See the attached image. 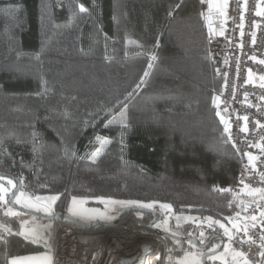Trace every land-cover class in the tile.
<instances>
[{"label":"trees","instance_id":"16d2710c","mask_svg":"<svg viewBox=\"0 0 264 264\" xmlns=\"http://www.w3.org/2000/svg\"><path fill=\"white\" fill-rule=\"evenodd\" d=\"M201 3L0 0V173L24 175L33 196L58 195L55 212L74 197L163 203L220 222L243 212L212 187L234 182L240 160L217 114L222 79ZM120 109L126 126L114 118ZM99 136L110 143L93 160ZM7 206L0 202V219L15 232L0 241V264L46 248L17 233L22 223ZM152 219L130 211L120 223L160 236L164 258L192 248L155 232ZM176 229L196 234L189 224ZM101 253L91 247L84 264Z\"/></svg>","mask_w":264,"mask_h":264},{"label":"built area","instance_id":"2783aa9c","mask_svg":"<svg viewBox=\"0 0 264 264\" xmlns=\"http://www.w3.org/2000/svg\"><path fill=\"white\" fill-rule=\"evenodd\" d=\"M208 12L209 3L203 0L201 13L206 25L209 53L216 75L222 79L221 93L216 101L217 113L222 120L224 130L228 128L225 132L240 160L238 175L234 182L216 183L212 187L227 192L234 198L247 199L242 209L245 218L249 219L240 222V227L243 229L244 223H248V236L255 243L240 244L238 241L247 240L248 236H245L243 231L235 233V229L233 232L236 238L230 243L223 229L216 224L210 228L207 219H197L193 227L199 239L201 232H204L203 238L206 240L221 236L223 247L230 243V246L236 250L244 251L252 264H264V260L259 256L262 250L259 247L262 243L260 237L264 234V224L261 223L260 216V212L264 211V200H249L252 196L243 191L244 185L264 188V181L261 180V174H264V151L255 147L257 144L264 145V127H260L264 125V87L261 86L264 84V80H261L264 76V63H260L264 61V0H227L222 12H213V15L219 13L221 22L211 23V30L206 19ZM245 116L247 121L243 119ZM245 126L247 132L242 131ZM249 153L257 157L252 163H249ZM18 179L22 181L24 188L31 187V183L24 175H19ZM225 189L230 190L224 191ZM245 205H247L246 209ZM252 215L257 217L255 222L250 221ZM221 223L232 228L228 222ZM253 223L255 227H252ZM4 226L10 231H5ZM14 232L10 225L0 219L1 242L6 243L9 235ZM80 237L85 238V241H81ZM90 238L99 240L94 245L90 243ZM119 244L128 246L130 251L159 245L162 249V260L164 258L163 239L155 234L142 233L134 222H119L115 227L93 230L79 229L62 221L57 230L56 240L48 245L54 251L53 264H84L93 246L102 250L98 262L101 264L111 252L118 250L119 253ZM125 251L122 249L120 253L125 254ZM94 257L95 255L91 258V263ZM122 259L121 264L128 263L127 259Z\"/></svg>","mask_w":264,"mask_h":264},{"label":"snow or ice","instance_id":"6c2138e0","mask_svg":"<svg viewBox=\"0 0 264 264\" xmlns=\"http://www.w3.org/2000/svg\"><path fill=\"white\" fill-rule=\"evenodd\" d=\"M203 2V0H202ZM209 3V15L206 17V19L209 21V26H210V30H211V13L213 11V9L220 11L221 10V5L217 4L214 2V0H208ZM80 11H86V9L83 7V5H80ZM176 7H179V5H176ZM223 7H226V4L223 5ZM171 14V13H170ZM203 15V13H201ZM223 14V13H221ZM260 13H258L259 15ZM223 34V33H221ZM253 59H255V57H253ZM260 63H264V61H260ZM151 66V65H149ZM145 75H147V72L145 73ZM250 79H251V74H250ZM261 80H264V76L261 77ZM262 87H264V84L261 85ZM137 87H139V85H137ZM219 115V113H217ZM243 119L245 121H247V117H243ZM113 123V121H109V124ZM118 123H120L122 126H126L124 119H122L121 121H118ZM259 124V122H257ZM108 125H106L107 127ZM260 127H264V125H260ZM225 131H228V128H225ZM242 131L247 132L248 129L245 126ZM97 140L100 141L101 143V148L97 149L96 153H93L92 155V159L95 160V158L100 154V152L102 151L103 147L105 145H107L108 143H110V141L102 139L100 137H97ZM255 147L261 148V151H264V145H255ZM73 155H75V153H73ZM248 159H249V163H252L253 161H255L257 159L256 156L251 155L250 153L248 154ZM255 167V165L253 164V168ZM7 179V183L8 185L11 186L12 189L17 188V184L13 182L12 179L6 178L3 175H0V181ZM261 180L264 181V174H261ZM243 182V181H241ZM22 184V181H21ZM10 188H6L3 184H0V202H3L5 204H7L9 201L8 199H6V194L10 191ZM230 189H225L224 191H229ZM243 191L249 195V196H256L259 195L261 200H264V188H251L249 185H244V189ZM57 199V197L55 196H51V197H46V198H42V197H31L28 196L26 193L20 191L18 195L14 194V202L17 204H22L24 207H28V208H34L37 211H45V212H49L51 211V207L49 204L47 203H41V201H55ZM102 203L104 204H121V205H125V204H139L140 207L142 208H151L153 206V204H140V202L138 201H105V200H101ZM85 203V201L83 200H77L75 197L72 200V207L69 208V211L72 212L73 214H82V215H87V214H95V215H99L103 218L104 214L103 213H99L97 210H89V209H84L82 207V205ZM243 203V202H242ZM77 205H80L81 207H76ZM161 208L167 209L169 211H171V205L168 204H161L160 205ZM247 208V205H245V209ZM8 215H12V216H16L18 215L17 212H15L13 209L9 208L7 211ZM239 213L236 214V217H228L226 218L229 223L232 224V228L230 229L229 227H227L224 223H221L219 220H212L211 217L206 218L208 220V225L211 228L213 224L219 225V227L221 229H223L224 235L228 237L229 242L231 243L236 237H235V233H239L240 231L244 232L245 236H248V223H244L243 229H241L240 227V222L237 220V217H239ZM260 216L262 218L261 223L264 224V211L260 212ZM177 221L180 220V217L176 218ZM186 219H193L192 217H188ZM249 218H245V220H248ZM257 220V217L255 215H252L250 217V221L255 222ZM26 223V222H25ZM167 225V220L164 221V226L166 228ZM158 227L160 225H157ZM179 226V225H178ZM252 227H255V224H252ZM233 229H235V233L233 232ZM4 230L5 231H10V229H8L6 226H4ZM167 230V228H166ZM24 234V233H22ZM26 238L27 235H31L35 240H39L41 239L40 237L36 236L35 233V229L30 230L28 233L25 234ZM173 235H175V233H173ZM204 232L200 233V236L202 237V239L200 240L201 244H204L205 241L203 239L204 237ZM262 243L259 245L260 249H262L259 252V256L261 257L262 260H264V234L261 235L260 237ZM240 244H244V243H255L254 240H252V238L250 236H248L247 240L244 239H240L238 241ZM177 243H179V241H177ZM189 243L191 244V246L193 248L196 247L195 244H192L191 241H189ZM230 243L224 246V251L221 253L217 254V248L220 247V245H212L211 247L208 248V252L212 253L211 255L207 256L208 260L211 261H217L219 260L221 262V264H252V261H250L246 255V253L244 251H238L235 248L230 246ZM205 253L203 251H200L199 253L197 252H185L184 256L177 258V260L175 261V264H203V259H204ZM230 257V259H229ZM10 264H51V258L48 256H35V257H24V258H13L10 261Z\"/></svg>","mask_w":264,"mask_h":264},{"label":"rangeland","instance_id":"374dc122","mask_svg":"<svg viewBox=\"0 0 264 264\" xmlns=\"http://www.w3.org/2000/svg\"><path fill=\"white\" fill-rule=\"evenodd\" d=\"M55 1H56V3H57L58 5H61V0H55ZM204 1L208 2V0H204ZM214 10H215V9H213V11H212V13H211V14H212V16H211V23L219 24V23L221 22V16H219V13L222 12L223 9H221L220 11H217V10H216V12H219V13H218V14H217V13H214V15H213V12H215ZM208 15H209V12H208ZM124 116H125V113L123 112V109H120L117 113H115L114 118H115L116 122H118V121H121L122 119H124ZM221 121H222V120H221ZM222 124H223V123H222ZM223 128H224V125H223ZM99 137H100V136H99ZM100 138L105 139V138H103V137H100ZM105 140H107V139H105ZM97 141H98V140H97ZM98 143H99V145H100L98 149H100V148H101V143H100V141H98ZM102 150H103V149H102ZM96 152H97V149H96L95 151L91 152V153H90V157L92 158L93 153H96ZM6 178H9V177H6ZM9 179H12L13 182L17 184V182H16L13 178H9ZM0 184H3L6 188H10V189H11V190L6 194V199H8V201H9L11 194L14 192V190H15L16 188H15V189H12L11 186L8 185V183H7V179L0 181ZM20 191L26 193L28 196H31V197H33V198H34V197H37V196H33V195H31L30 192H29L27 189H25L24 187H22V188L19 190V192H20ZM19 192L17 193V195L19 194ZM51 196H55V197L58 198V195H56V194L39 195V197H42V198L51 197ZM76 199H77L78 201H79V200H83V201H85V203L82 205V207H83L84 209L97 210L99 213H103V214H104L103 218H102L101 216H99V215H95V214H91V213H90V214H87V215L73 214L72 212L69 211V208L73 206V205H72V200H73V199H72V200L70 201L69 206H68L67 212H68L70 215L74 216L75 218H77V219H79V220H81V221H83V222H85V223H87V224H92V223H94L95 221H112L113 219H116V218H117V216H118V212H119L121 209H123L124 207H126V206H128V205H139V204H125V205H121V204H107V205H106V204L102 203L101 200H98L101 204L96 205V204L93 203V201H95V200H92V199H89V198H76ZM258 199H260L259 195H257V196H252V197H250L249 200L255 201V200H258ZM56 200H57V199H56ZM56 200H55V201H41V203H47V204L50 205V207H51V211H50V213H49V212H45V211H43V210H41V211H37V210L34 209V208H28V207H24L22 204H17V203H15V202H14V203H15L16 205H18V206H20V207H23V208H25V209H28V210H32V211H36V212H40V213H43V214H51V213L55 212V211H54V210H55L54 204H55ZM105 201H113V200H105ZM242 202H243V203H242ZM246 202H247V199H246V198H244V197H240V199H239V203H240L241 205H243V204L246 203ZM140 204H144V203H140ZM150 204H153V206L151 207V209H154V210L160 211V212H162V213L164 214L163 218L157 221V223H156V228L161 229L162 231H165V232H170V233H172V232H173V229L179 228L180 226H183V225H186V224H189L190 226L193 227L194 224H195V222L197 221V219H199V218L195 217V216L192 215V214H176V213H174V212L172 211V209H171V211H169V210H167V209L161 208L160 205L163 204V203H150ZM7 205H8V206L6 207V212L8 211L9 208L13 209L15 212L18 213V215H16V216L19 218V221H20L21 223H24V221H35V222L37 221V222H40V223L43 222V221H42L39 217H37V216H34V215H31V214H28V213L22 212V211H20V210H18V209H16V208L11 207V205H10L9 202L7 203ZM76 207L79 208V207H81V206H80V205H77ZM236 214H237V213L233 214V215L230 216V217H236ZM239 214H240V215H239V217H237V220H238L239 222H245L246 220H245V215L243 214V212H240ZM177 217H180V220H179V221H177V219H176ZM188 217H192L193 219H186V218H188ZM165 220H167V225H166L167 230H166V228H165V226H164V221H165ZM228 223H229V222H228ZM157 225H160V226L158 227ZM178 225H179V226H178ZM229 225L232 226L231 223H229ZM57 226H59V224H58V225L56 224V227H57ZM200 238L202 239V237H200ZM203 239H204V241L206 240L205 238H203ZM52 240H53V241L56 240V234L54 235V237H53ZM188 242H189V241H188ZM187 245H188V246H191L190 243H188ZM164 247H165V245H164ZM191 247H192V246H191ZM164 251H165V250H164ZM200 251H201V250L197 249L196 247H195V248L192 247L191 249H188V250H186L185 252H197V253H199ZM223 251H224V247H223L219 252H217V254H218V253H221V252H223ZM185 252H184L182 255H179V256H175V255H171V254H170V255H167V256L162 260V263H161V264H174L175 261L177 260V258L184 256ZM100 258H101V256H100L98 259H97V257L95 256V257H94V260H93V263H91V261H90V264H98ZM229 259H230V257H229ZM127 260H128V262H129L130 260H132V258H131V259H127ZM173 261H174V263H172ZM209 261H210V262H216V263L221 264V262H220L219 260H217V261H211V260H209Z\"/></svg>","mask_w":264,"mask_h":264},{"label":"water","instance_id":"95a60500","mask_svg":"<svg viewBox=\"0 0 264 264\" xmlns=\"http://www.w3.org/2000/svg\"><path fill=\"white\" fill-rule=\"evenodd\" d=\"M0 175L11 177L17 182V188L11 194L10 199H9V203H10L11 207L16 208L22 212L37 216L42 221H55V220L69 221L72 224H74L75 226H78V227L83 228V229H92V228L96 227L97 225H103L105 227H115L120 222V220L122 219V217L125 213L130 212V211H141V212L150 213L154 217L153 220L149 223V227L152 228L155 232H157L163 236H173V237H177V238H180V239H183L186 241H191L192 244H195L196 247H198L199 249H203V250L209 248L210 245L214 241H217V244L220 245V247L217 248V252H219L223 248V239L221 236H214L209 241L205 242L204 244H201L200 239L196 234H194V235H183L181 230H179V229H175V230H173L172 233H170V232H165V231H162L161 229L156 228L154 225L157 223L158 220L163 218L164 214L160 211H157V210H154L151 208H142L139 205H128V206L124 207L123 209H121L118 212L117 218L113 221H95L92 224H87V223L75 218L74 216L70 215L68 212H65V211H56V212H53L51 214H43L40 212L28 210V209L20 207L14 203V194L17 195L19 190L22 188V184L19 181V179L15 176H12L9 174L0 173ZM173 233H175V235H173ZM80 240L85 241V238L80 237ZM204 253H205V256L203 259V264H211V262L207 259V256L211 255L212 253H209L208 251H206Z\"/></svg>","mask_w":264,"mask_h":264},{"label":"crops","instance_id":"0c3cea01","mask_svg":"<svg viewBox=\"0 0 264 264\" xmlns=\"http://www.w3.org/2000/svg\"><path fill=\"white\" fill-rule=\"evenodd\" d=\"M214 2L220 4L222 6L221 9H224L225 7H223V5L226 4L227 0H214ZM58 227L59 226L56 227V224L53 221H43L42 223L37 221L36 222L24 221V223H22L20 230L17 233H19L21 236L26 238L25 234L28 233L30 230L35 229L36 236L40 237L41 239L35 240L31 235H27L26 239L40 245H45L46 248H44V250L41 251L11 256L8 260V264H10V261L13 258L35 257V256H45V255L51 258V264H53L54 251L53 248L51 246L49 247L48 244L53 241L52 239L54 235L57 234Z\"/></svg>","mask_w":264,"mask_h":264},{"label":"bare ground","instance_id":"6f19581e","mask_svg":"<svg viewBox=\"0 0 264 264\" xmlns=\"http://www.w3.org/2000/svg\"><path fill=\"white\" fill-rule=\"evenodd\" d=\"M118 249L121 252L122 249H125V254L120 253V251L118 253V250L113 251L101 264H121L122 258H132L127 264H161L162 262V249L159 245L145 246L141 250L133 249L130 251L128 246L119 244Z\"/></svg>","mask_w":264,"mask_h":264},{"label":"flooded vegetation","instance_id":"af4514ba","mask_svg":"<svg viewBox=\"0 0 264 264\" xmlns=\"http://www.w3.org/2000/svg\"><path fill=\"white\" fill-rule=\"evenodd\" d=\"M153 218H154V217H153ZM113 220H115V219H113ZM113 220H112V221H113ZM152 220H153V219H152ZM154 226L156 227V224H155ZM173 230H175V229H173ZM184 235H186V234H184ZM209 240H210V239H209ZM209 240H206L205 242H207V241H209ZM212 245H217V241H214V242L210 245V247H211ZM206 251H208V248L204 250V252H206Z\"/></svg>","mask_w":264,"mask_h":264}]
</instances>
